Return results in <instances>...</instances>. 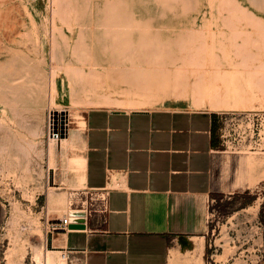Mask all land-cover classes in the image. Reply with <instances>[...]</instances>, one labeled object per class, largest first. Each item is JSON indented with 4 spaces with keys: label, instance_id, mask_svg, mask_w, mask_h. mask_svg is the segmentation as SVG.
Masks as SVG:
<instances>
[{
    "label": "rangeland",
    "instance_id": "1",
    "mask_svg": "<svg viewBox=\"0 0 264 264\" xmlns=\"http://www.w3.org/2000/svg\"><path fill=\"white\" fill-rule=\"evenodd\" d=\"M78 85L95 97L77 104ZM96 107L222 118L206 264H264V0H0V264L44 263L68 214L104 210L73 170L84 129L71 120L72 145L48 153L50 113ZM14 138L27 172L6 157Z\"/></svg>",
    "mask_w": 264,
    "mask_h": 264
},
{
    "label": "crops",
    "instance_id": "2",
    "mask_svg": "<svg viewBox=\"0 0 264 264\" xmlns=\"http://www.w3.org/2000/svg\"><path fill=\"white\" fill-rule=\"evenodd\" d=\"M101 108L85 117L84 157L73 169L83 171L87 194L103 197L104 210L84 212L85 230L59 235L67 261L206 264L215 167L225 143L217 116Z\"/></svg>",
    "mask_w": 264,
    "mask_h": 264
},
{
    "label": "bare ground",
    "instance_id": "3",
    "mask_svg": "<svg viewBox=\"0 0 264 264\" xmlns=\"http://www.w3.org/2000/svg\"><path fill=\"white\" fill-rule=\"evenodd\" d=\"M26 77H28V74L26 75ZM90 88L91 87H89V89H86V86L81 87L80 85H78L76 87V89H74L73 95H74V99L77 101V104H82L84 101H87L88 99H91V98L95 97V95H93V91H91ZM2 94L5 95L3 90H2ZM4 100L6 101V103H9V101H7L6 98ZM74 110H79V109H74ZM63 113H64L63 111L56 112L55 116H53L51 113L49 114V119H48L49 120V130L51 132L54 129L57 130V133L55 134V136H52V134L49 133L50 135L48 137V140H49L48 153L50 154L51 157H54L56 155L57 143H59V142L61 143V149L63 151H66L68 149V147L70 145H72L73 140L75 138L73 140H71V142H69V139H62L65 134L63 135V133H61V130H64L63 132H66V134H67L68 131L70 132L69 128L71 127V124H72L71 120H74V123H76L78 128L81 127V128L84 129L85 126H86L85 118L80 116V115H78V113L69 114V116H65V115H63ZM67 117H68V120L66 119ZM43 126H44V120L42 118L41 125L38 128L36 127L37 130H34L32 132L34 138L41 137L44 134V131L42 129ZM73 130H76V129H72L71 131H73ZM59 131H60V134H61V138H58L59 137V134H58ZM73 137H74V134H73ZM32 143L33 142H31V145H32ZM4 144L5 145H3V148H4L5 152H6V157L12 158L14 160L13 162L15 163V165L17 167H20V169L23 167V164H25V163H23L22 157H24V156L27 157L28 163L25 166V170H26V172L29 171L30 170V168H29V166H30V157H29V154H27V155L24 154L23 149L25 147L23 146L24 144H23L22 140H18L16 138H14L13 140H11V142L9 141L8 143H4ZM29 146L30 145H28V147ZM33 146H36V144H33ZM33 146H32V148H33ZM7 147H9V148H7ZM10 161L12 162V160H10ZM66 163H67V161H66ZM253 163H254V161L251 160L250 164H253ZM73 170L76 173V180L78 181V185L84 187L85 186V175H84L83 171L81 169H73ZM53 205L54 204H52L49 201V204H48L49 209ZM45 238H46V236H45ZM44 247H45V250H46L45 252L46 253H45V255L43 254V256H44L43 257V262L44 263H42V261H41L42 264H67V257H64V255H66V254H64L63 252H60V251H52L50 247L48 248L47 247V239L45 241V246ZM55 249H62V247H58V248L55 247ZM59 254L63 255V256L61 255L62 258H59ZM39 259H41V255H40ZM38 262L40 263V260ZM202 263H199V260H198V262H195V264H202Z\"/></svg>",
    "mask_w": 264,
    "mask_h": 264
},
{
    "label": "water",
    "instance_id": "4",
    "mask_svg": "<svg viewBox=\"0 0 264 264\" xmlns=\"http://www.w3.org/2000/svg\"><path fill=\"white\" fill-rule=\"evenodd\" d=\"M86 214L84 212H71L69 230H85Z\"/></svg>",
    "mask_w": 264,
    "mask_h": 264
},
{
    "label": "built area",
    "instance_id": "5",
    "mask_svg": "<svg viewBox=\"0 0 264 264\" xmlns=\"http://www.w3.org/2000/svg\"><path fill=\"white\" fill-rule=\"evenodd\" d=\"M217 119L219 121V124L222 123V118L217 117ZM220 130H222V128ZM225 131L226 130H222V134H221L222 140L224 139V137H226L224 135ZM69 225H70V214H68V218H65L64 220H62L61 223L57 224L56 225L57 228H54L53 230L54 231H61L62 233H66L69 231V229H68ZM64 257H67V255H64Z\"/></svg>",
    "mask_w": 264,
    "mask_h": 264
},
{
    "label": "trees",
    "instance_id": "6",
    "mask_svg": "<svg viewBox=\"0 0 264 264\" xmlns=\"http://www.w3.org/2000/svg\"><path fill=\"white\" fill-rule=\"evenodd\" d=\"M259 218H260L261 224L264 226V201H263V203L261 204V207H260Z\"/></svg>",
    "mask_w": 264,
    "mask_h": 264
}]
</instances>
